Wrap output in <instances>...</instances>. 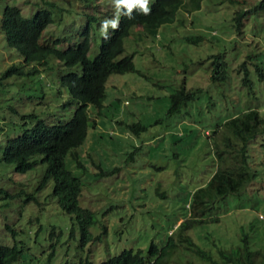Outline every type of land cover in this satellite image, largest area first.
I'll use <instances>...</instances> for the list:
<instances>
[{
    "label": "rangeland",
    "instance_id": "1",
    "mask_svg": "<svg viewBox=\"0 0 264 264\" xmlns=\"http://www.w3.org/2000/svg\"><path fill=\"white\" fill-rule=\"evenodd\" d=\"M121 1L0 0V9L16 5L30 15L52 3V19L38 41L58 39L57 47L80 39L88 22L86 55L92 58L100 37L114 26ZM139 1L148 6L152 0ZM258 1L179 0L168 17L135 25L123 37L122 53L131 54L134 69L109 74L99 113L88 107L87 134L75 148L81 165L70 156L73 149L65 156L67 169L81 181L79 205L94 213L89 241L80 244L76 221L58 207L51 192L52 180L40 184L43 163L17 172L0 159V243L21 249L13 264H97L123 248L145 253L150 241L164 242L187 214L191 191L215 167L207 132L247 108L264 117V85L255 72L256 65L264 70V10L245 14L239 30L232 19L235 10ZM197 35L202 37L194 42ZM216 53L226 61V76L211 81L210 60ZM242 63L250 89L240 83ZM12 64L25 72L1 76ZM36 67L27 72L28 64L0 36V153L6 138L36 119L64 122L76 106L58 84V75L68 70L61 61L48 55ZM181 86L199 90L178 111H169L170 94ZM134 122L143 127L132 126ZM249 147L256 175L247 195H226L209 214H216L217 221L186 231L203 248L213 250V243L230 247L241 233L254 247L264 243V131Z\"/></svg>",
    "mask_w": 264,
    "mask_h": 264
},
{
    "label": "trees",
    "instance_id": "2",
    "mask_svg": "<svg viewBox=\"0 0 264 264\" xmlns=\"http://www.w3.org/2000/svg\"><path fill=\"white\" fill-rule=\"evenodd\" d=\"M236 2V0H230ZM40 7L30 15L21 13L18 6L4 4L0 9V36L5 43L14 48L24 64L31 71H37L36 64H42L48 55L61 61L68 70L58 75V84L64 87L70 99L76 102L70 117L64 122L45 124L36 119L30 127L19 134L8 137L2 146L0 159L13 164L17 172H24L36 162L44 164L40 184L52 180L51 192L58 207L71 215L77 223L80 244L92 239L89 226L95 221L94 213L78 203L81 190L80 179L72 174L65 165V156H70L77 165L80 153L75 148L83 143L88 128V107L97 113L105 97V81L111 73H121L134 69L131 54H123L122 39L131 27L140 24H152L168 17L169 8L177 6L179 0H152L148 6H142L139 0H122L114 26L100 37L98 50L92 58L86 55L89 45V23L81 29V38L74 43L57 47L58 39L50 44L38 41L42 29L51 21L49 6ZM264 10V0H259L244 10H235L232 19L235 28L240 29L241 18L245 14ZM195 40L191 36L186 39ZM221 53L211 55V81L222 80L226 76V61ZM245 62V61H243ZM31 64V65H30ZM78 65V69L71 67ZM244 70L240 83L251 87L247 65L240 64ZM240 67L238 68V70ZM25 70L14 64L9 65L1 76L19 74ZM257 78L264 85V70L255 66ZM0 76V78H1ZM184 86L170 94L169 111H178L182 105L195 98L199 90L184 89ZM132 126H143L134 122ZM131 125L128 127L132 128ZM264 131V117L254 108H247L232 114L216 125L207 136H211V152L215 167L201 185L196 186L187 203L185 217L168 233L161 245L150 241L146 252L140 249L123 248L97 264H264V243L257 247L251 244L247 233H241L236 243L230 247H221L213 243V250L197 245L186 233L196 224L217 221L214 211L216 204L228 194L247 195L246 187L254 181L256 172L249 163V144ZM258 180V179H255ZM264 182V181H263ZM263 191L260 195L264 196ZM259 194L250 192V194ZM21 249L16 245L0 243V264H13L18 260ZM62 264H82L81 261L63 262ZM85 264H92L85 261Z\"/></svg>",
    "mask_w": 264,
    "mask_h": 264
},
{
    "label": "clouds",
    "instance_id": "3",
    "mask_svg": "<svg viewBox=\"0 0 264 264\" xmlns=\"http://www.w3.org/2000/svg\"><path fill=\"white\" fill-rule=\"evenodd\" d=\"M126 102V101H125Z\"/></svg>",
    "mask_w": 264,
    "mask_h": 264
}]
</instances>
